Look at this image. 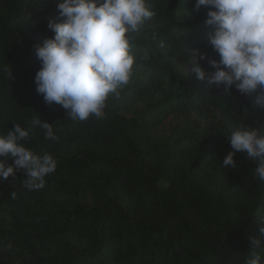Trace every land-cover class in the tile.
Masks as SVG:
<instances>
[{"label":"trees","instance_id":"obj_1","mask_svg":"<svg viewBox=\"0 0 264 264\" xmlns=\"http://www.w3.org/2000/svg\"><path fill=\"white\" fill-rule=\"evenodd\" d=\"M196 0H146L155 16L131 34L129 83L97 118L73 121L37 94L33 46L54 34L53 0H0V136L19 124L55 172L39 190L23 170L0 180V264H245L264 240V182L254 158L222 160L241 125L264 135L260 92L212 89L191 71L208 44ZM201 66L209 71L206 61ZM11 74V75H10ZM53 125L56 139L31 121ZM0 161L12 165L10 157ZM15 192V197L12 193ZM10 245V246H9Z\"/></svg>","mask_w":264,"mask_h":264},{"label":"clouds","instance_id":"obj_2","mask_svg":"<svg viewBox=\"0 0 264 264\" xmlns=\"http://www.w3.org/2000/svg\"><path fill=\"white\" fill-rule=\"evenodd\" d=\"M59 13L47 28L54 34L33 46L40 62L35 75L36 92L46 104H57L73 121H85L103 114L110 95H119L133 75L136 57L131 52V34L155 16L146 0H53ZM208 9L206 26L214 29L208 44L219 59L192 50L191 71L207 88L233 87L241 94L256 92V104L264 108V0H196L194 10ZM206 61L212 71L201 66ZM11 75V74H10ZM39 117V116H38ZM45 130V139L55 140L53 125L40 117L31 121ZM29 136L19 124L0 136V157H10L13 164L0 161V180L25 172L24 187L39 190L45 178L55 172L52 155L35 154L22 141ZM233 151L222 160L233 169L237 152L254 158L255 176L264 182V135L259 129L241 125L227 138ZM15 197V192L12 193ZM264 237V228L260 229ZM264 251V240L253 241ZM10 246V245H9ZM245 264H264V257L253 251Z\"/></svg>","mask_w":264,"mask_h":264}]
</instances>
